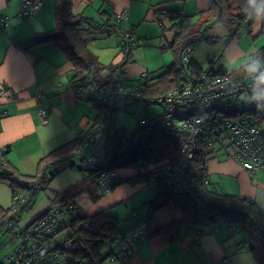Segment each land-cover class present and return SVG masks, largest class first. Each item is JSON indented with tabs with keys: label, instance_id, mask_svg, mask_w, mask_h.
Wrapping results in <instances>:
<instances>
[{
	"label": "crops",
	"instance_id": "obj_1",
	"mask_svg": "<svg viewBox=\"0 0 264 264\" xmlns=\"http://www.w3.org/2000/svg\"><path fill=\"white\" fill-rule=\"evenodd\" d=\"M71 2L72 12L85 19L78 32L85 39L87 56L105 67L102 70L104 75L120 59L119 36L101 32L96 27L103 21L108 25L114 23L116 14L126 10L127 23L135 28L136 37L133 58L125 65L126 75L130 78L138 77L142 71L158 75L173 62V52L170 49L163 50L160 46L162 41L171 36L170 31L165 32L166 38L161 35L162 27H168L170 21L160 18V11H178L195 21L208 6L207 0ZM53 4L54 0H42L38 9L21 17V0H0V17L10 19L8 24L0 26V149L3 150L0 161L20 178H34L42 175L43 171L51 177L48 184L39 190L43 195L40 201L36 203L40 196L38 191L34 201L19 213V231L35 223L48 208L57 207V195L67 193L85 214L104 210L116 217L120 232L126 233L135 228L148 232V238L140 240L133 253L131 264H258L247 243L242 241L243 235L232 234L221 220L183 238H169L161 233L149 236L152 228L171 219H179L181 214L178 208L168 205L148 217L149 201L157 191L145 180L119 181L102 196L92 198L93 195L101 194L95 184L64 157L73 149L70 150L69 145L93 124L97 108L91 101L76 96L70 85L74 81L72 61L55 43L47 41L31 44L37 33L60 28ZM262 25L264 16L257 18L250 27L247 25V33L238 39L235 36L228 38L229 30L216 24L208 34L217 37V41H200L189 46L191 57L200 69L208 66L234 69L263 45ZM234 61L238 63L236 66H227ZM5 87L15 97L3 95ZM258 88L254 90L257 92ZM38 92L40 97L36 96ZM258 94L263 100L264 96ZM40 107L48 111L45 123L41 122L38 115ZM53 167L59 170L51 175L48 171ZM129 169L116 168L117 176L128 174L132 171ZM206 170L209 181L221 192L245 196L264 208V167L255 172L248 171L219 150L215 158L207 161ZM3 172L0 166L2 220L12 195L10 180L4 177ZM66 219V215L58 213V227V220L66 223ZM58 229L55 240L67 241L70 230L65 227ZM20 242L21 236H10L5 225L0 224V264H12L6 255ZM115 247L117 252L118 245ZM104 264L121 263L112 255Z\"/></svg>",
	"mask_w": 264,
	"mask_h": 264
},
{
	"label": "trees",
	"instance_id": "obj_2",
	"mask_svg": "<svg viewBox=\"0 0 264 264\" xmlns=\"http://www.w3.org/2000/svg\"><path fill=\"white\" fill-rule=\"evenodd\" d=\"M207 1V8L199 13V17L195 21L191 20L190 16L178 11L159 12L160 18H168L170 21L168 27H162L161 35L166 38L165 32H171L169 39L162 41L160 46L163 50L170 49L174 54V59L164 72L158 75H149L148 73L150 89L145 90L146 99L133 100L122 98L117 100L113 106H106L104 102H99L94 98L81 97L91 101L97 108V115L94 118L93 124L98 121L108 122L110 144L113 145L112 147L116 151L122 147L127 139V137H124V129L113 123L115 111L124 106L120 102L141 100L146 103H158L162 106V103L156 99L155 95L166 93L180 86L183 72H187L189 69L193 71L200 70L199 65L193 61L191 55L189 62L186 64L182 63V54L187 47L194 46L200 41L215 43L217 37L209 35L208 31L216 24L225 26L229 31H235L244 23L250 27L257 18H263L264 16L263 0ZM71 6V0H54L53 8L60 28L37 33L31 44L34 45L47 41L55 43L72 61L74 81L92 79L104 84L108 74L119 67L126 76V81L141 83L142 78L140 75L136 78H130L126 75L125 65L129 60L123 57L105 75L102 73L105 67L87 56L85 39L78 32L79 27L85 19L82 15L72 12ZM101 23H104L106 27L99 31L108 34L113 33L110 28L114 23L109 25L106 21ZM261 29L264 30V25H262ZM135 45L136 42L134 47ZM207 68L227 73V75L236 81L249 82L253 84L254 88L258 87L259 83H264V44L256 48L246 57V60L242 64L234 69L227 70L224 67L212 66H208ZM86 69H89V72H86ZM246 111L256 119L260 129V126L264 124V99L261 106L249 107ZM137 115L135 114V117ZM152 115L157 114L150 113L143 116L150 117ZM261 134L264 138V134L262 132ZM81 136L77 141L69 145L68 148L70 150L80 142ZM1 151L3 153V150ZM125 153L126 155L123 159L112 162L113 167L132 169L135 165L140 164L142 168L136 172L130 171L128 174L117 176L114 185L122 180L132 181L138 179L151 183L157 193L149 201L148 217L163 206H174L180 210L181 215L179 219H171L165 223L158 224L150 230L149 236L161 233L169 238H183L190 233L195 234L196 232L203 231L211 223L223 217L226 227L230 231V227L237 224V231H231V233L242 234V241L247 243L248 249L257 260V263L264 264V208L253 199L221 192L212 185L208 179L206 170L207 160L203 158V151L201 149H198L192 158L185 161L182 167V175L187 182L186 188L182 191L174 192L158 191L160 184L155 179H151L150 175L151 169L159 165L180 163L182 155L174 135L164 131V129L157 128L146 134L132 145L131 148H127ZM3 163V161H0V166L4 170L2 174L10 180L13 189V187L17 186L16 178H14L15 171L7 169ZM164 175L163 172L160 173L161 178ZM50 178L43 171L39 186L33 197L20 213L26 210L34 201L37 192L48 184ZM94 186H96L101 194L105 193L101 192L96 184ZM97 196L93 195L92 198ZM57 197L58 212L67 217L66 223H61L58 220V228L62 229V227H65L70 230L68 241H71L72 246L65 248L63 246L64 242L55 240L56 233L50 235L34 232L23 244L26 248L32 250L31 255L34 256L38 248L44 245L47 246L48 251H56L58 253L54 264H104L107 258L112 255L115 256L116 239L122 238L125 234L118 229V219L104 210L85 214L70 194L64 193L57 195ZM0 220V224L5 225L1 218ZM17 220L18 216L14 217L11 221L15 222ZM5 229L7 231L6 225Z\"/></svg>",
	"mask_w": 264,
	"mask_h": 264
},
{
	"label": "built area",
	"instance_id": "obj_3",
	"mask_svg": "<svg viewBox=\"0 0 264 264\" xmlns=\"http://www.w3.org/2000/svg\"><path fill=\"white\" fill-rule=\"evenodd\" d=\"M42 0H21L20 16L26 17L38 9ZM9 17H0V26H5ZM106 27L104 23L97 26L98 30ZM119 35L120 59L132 60V50L136 42L135 28L127 23L126 10H120L110 28ZM191 47H187L182 54V63L190 60ZM119 59V60H120ZM260 69V68H259ZM89 72V69H86ZM182 72V70H181ZM141 83L126 81V76L118 67L106 77L104 84L92 79L77 80L70 83L76 96L94 98L104 102L106 106H113L122 98L146 99V89H150L147 71L140 73ZM180 86L155 95L162 103L160 114L145 117L136 116V124L120 149L110 146L108 122L98 121L90 126L81 136L80 142L68 153L65 159L75 169L84 172L97 185L101 192H107L114 186L117 178L116 168L112 162L123 159L127 148H131L151 131L161 128L174 135L182 155L180 163L162 164L150 171L151 179L159 182L158 191H182L187 182L182 175L184 162L192 158L198 149L203 151V158H215L218 150L233 158L244 169L255 172L264 167V138L257 121L249 113V107L261 106L262 98L254 90L253 84L232 79L227 73L211 68L190 70L182 73ZM2 94L7 98L15 97L8 88H3ZM40 97V92L37 93ZM41 122L48 120L45 107L38 109ZM108 147V149H107ZM110 147V148H109ZM0 153H2L0 149ZM137 164L131 170L139 171ZM165 175L160 177V173ZM16 187L12 189L11 202L3 222L10 236H21V242L6 255L12 264H54L58 253L48 251L47 246L38 248L34 256L32 250L23 244L34 232L38 234L54 235L58 230V208L50 207L35 223L19 231L18 222H12L20 211L33 197L39 186L41 175L24 179L14 175ZM135 211H133V214ZM237 231V224L230 227ZM148 238V232L142 228H135L116 239L118 250L115 259L121 264H131L132 255L137 250L140 240ZM63 246L69 247L71 241H62Z\"/></svg>",
	"mask_w": 264,
	"mask_h": 264
},
{
	"label": "rangeland",
	"instance_id": "obj_4",
	"mask_svg": "<svg viewBox=\"0 0 264 264\" xmlns=\"http://www.w3.org/2000/svg\"><path fill=\"white\" fill-rule=\"evenodd\" d=\"M157 30L159 33V29H157ZM247 30H248L247 24L244 23V24L240 25L235 31H229L230 33H229L228 38H230L231 36H235L239 39L243 34H245V32L247 33ZM250 41H251V39H250ZM262 44H264V42ZM161 53H165V52H161ZM237 64H238L237 61H234L233 63L228 64L227 66L234 67ZM258 86H259V88L257 89V92L264 96V83H259ZM255 88H257V87H255ZM125 103H127V104H125ZM120 104H123L124 106L118 108L115 111L113 123L116 126H119V127L124 129V137H128L130 135V133L132 132V130L134 129V126L136 123L135 114H141V115L147 114L148 115L150 113L160 114L162 112V106L160 104L154 103V102L146 103L144 101L138 100V101H134V102L124 101V102H120ZM260 130L264 134V124H262L260 126ZM39 193H40L39 194L40 196H39L38 200L36 201V203H38L43 196L41 191H39ZM102 195L103 194H99L97 197H100ZM24 215L25 214H23L22 216L24 217ZM132 220H133V218L130 219V221H132ZM220 220L222 222L226 223L223 217L219 218V222H220ZM123 221H125V220H123ZM14 247H12L10 249V251ZM5 264H8V263H5Z\"/></svg>",
	"mask_w": 264,
	"mask_h": 264
},
{
	"label": "water",
	"instance_id": "obj_5",
	"mask_svg": "<svg viewBox=\"0 0 264 264\" xmlns=\"http://www.w3.org/2000/svg\"><path fill=\"white\" fill-rule=\"evenodd\" d=\"M59 169H58V167H53L52 169H50L49 170V173L51 174V175H53L55 172H57Z\"/></svg>",
	"mask_w": 264,
	"mask_h": 264
}]
</instances>
